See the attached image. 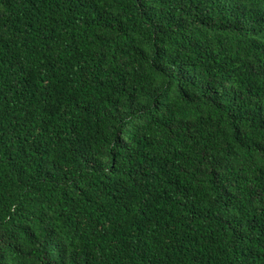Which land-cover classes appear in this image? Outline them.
<instances>
[{
	"label": "trees",
	"instance_id": "16d2710c",
	"mask_svg": "<svg viewBox=\"0 0 264 264\" xmlns=\"http://www.w3.org/2000/svg\"><path fill=\"white\" fill-rule=\"evenodd\" d=\"M0 264H264V0H0Z\"/></svg>",
	"mask_w": 264,
	"mask_h": 264
}]
</instances>
